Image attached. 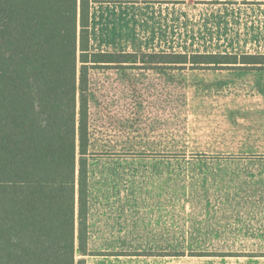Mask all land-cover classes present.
Masks as SVG:
<instances>
[{
    "label": "rangeland",
    "instance_id": "rangeland-1",
    "mask_svg": "<svg viewBox=\"0 0 264 264\" xmlns=\"http://www.w3.org/2000/svg\"><path fill=\"white\" fill-rule=\"evenodd\" d=\"M91 6L93 50L264 55V0ZM90 82V203L167 219L86 264H264V64L138 63Z\"/></svg>",
    "mask_w": 264,
    "mask_h": 264
},
{
    "label": "trees",
    "instance_id": "trees-1",
    "mask_svg": "<svg viewBox=\"0 0 264 264\" xmlns=\"http://www.w3.org/2000/svg\"><path fill=\"white\" fill-rule=\"evenodd\" d=\"M91 0H0V264H86L90 72L264 55L93 50Z\"/></svg>",
    "mask_w": 264,
    "mask_h": 264
},
{
    "label": "crops",
    "instance_id": "crops-1",
    "mask_svg": "<svg viewBox=\"0 0 264 264\" xmlns=\"http://www.w3.org/2000/svg\"><path fill=\"white\" fill-rule=\"evenodd\" d=\"M92 3V0H91ZM93 10V7L91 8ZM165 221V217H154L146 214L140 216L138 207H128L117 204L93 205L89 201L87 207V250H92V245H119L137 244L140 222ZM147 234V233H146ZM158 234H161L160 232ZM134 239V240H133ZM105 248H100L103 250ZM116 249V248H115ZM91 253L84 256H89ZM110 257H120L115 251ZM106 257V254H102ZM87 263V262H86Z\"/></svg>",
    "mask_w": 264,
    "mask_h": 264
}]
</instances>
